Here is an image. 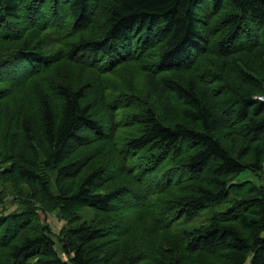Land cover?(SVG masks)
Returning <instances> with one entry per match:
<instances>
[{
  "label": "trees",
  "instance_id": "obj_1",
  "mask_svg": "<svg viewBox=\"0 0 264 264\" xmlns=\"http://www.w3.org/2000/svg\"><path fill=\"white\" fill-rule=\"evenodd\" d=\"M126 63L140 95L103 83ZM37 81L36 108L0 106V184L26 204L0 189V264H264V181L235 183L264 175V0H0V99Z\"/></svg>",
  "mask_w": 264,
  "mask_h": 264
},
{
  "label": "rangeland",
  "instance_id": "obj_2",
  "mask_svg": "<svg viewBox=\"0 0 264 264\" xmlns=\"http://www.w3.org/2000/svg\"><path fill=\"white\" fill-rule=\"evenodd\" d=\"M65 66H66L65 64H60L57 67L58 73H60L61 68L65 67ZM123 73L130 74L132 82L134 83V89H135L136 94L137 95L142 94L146 88V76L144 74V71L138 65H135L134 63H126V64L122 65L121 67H119L117 73L112 74L113 76H111L110 74L104 76L105 78H103V83L107 84V83H111L113 81L116 84L117 83L121 84L120 75ZM55 77L56 76H54V75L49 76L48 78H44L41 81H44V82L49 81L50 82L49 84H51L56 79H58V78L55 79ZM79 77H82V76L79 75ZM84 78L87 79V77H84ZM31 83L32 84H31L30 88L28 87L26 89L25 87H22L21 89H18V91H15V92H12V91H14V89H7L5 86H2V88L6 89L5 96L0 99L2 101L0 106L2 107L4 113H6L7 115H11L12 112H16L18 110V108L21 105L23 106L24 104H25L24 107L25 108L27 107V109L36 108L37 102L39 101L38 96L42 90V85L38 81H37V83H33V82H31ZM119 86L117 88H119ZM108 90H112L111 87H109ZM131 131H132V129L129 131L123 130V131H120L118 133L119 134L121 133V135H127ZM115 167L116 166L113 165V166L109 167L108 169L110 172H113ZM117 168H118V164H117ZM243 180H251L254 182V184L256 186L259 187V186H262V184H263L264 175H262L261 173L254 174V173H249L248 171H244L235 179V183L241 182ZM116 182H117V179H116ZM0 189L3 192L5 199L7 198L3 210H4L5 214H8L9 212H12L17 207L16 204H19V202L17 200L11 199V196L8 194V190L5 186L0 184ZM178 193L179 192H177V191L171 192V196L176 195ZM23 204H25V203H23ZM23 204L22 203L19 204L20 207H22ZM25 205H23V206H25ZM219 211H220V207L204 210V211H202L203 214L199 215V217H196L192 222L187 223V222L181 221L180 226H179V228L176 229V231L179 232L181 229H189V228H192L194 226L199 227L200 225L208 222V218L210 216H212V214L218 213ZM127 213L128 214H125L124 216H122L125 219H122L120 221V223L127 225V222H131L130 219L126 218V217L131 216V214H129L130 211ZM56 215L57 214L55 211L47 213V222H49V225H50V227H51V229L55 235L58 234V232L62 226V222L57 220L58 218ZM45 221H46V219H45ZM145 229L147 230V232H149L151 234V236H150L151 242H153L155 239H158L159 243L165 244V241L170 238L169 234L164 233V232H159V231L153 229L151 227V225L149 224V221H147V220H144L143 222H141L140 226L136 229L135 232H137L138 234H141ZM122 231H123V226H122V229L120 230V233ZM55 241L57 242L56 239H55ZM125 246H126L125 243H123L122 248L124 249ZM56 249L58 252L60 251L58 244L56 245ZM120 253H122V250ZM206 262H207V258L204 255L200 254L199 258L197 260H195L194 263L186 262L185 264H205Z\"/></svg>",
  "mask_w": 264,
  "mask_h": 264
},
{
  "label": "water",
  "instance_id": "obj_3",
  "mask_svg": "<svg viewBox=\"0 0 264 264\" xmlns=\"http://www.w3.org/2000/svg\"><path fill=\"white\" fill-rule=\"evenodd\" d=\"M38 215L40 217L41 224H44L45 223V216L40 211H38Z\"/></svg>",
  "mask_w": 264,
  "mask_h": 264
},
{
  "label": "built area",
  "instance_id": "obj_4",
  "mask_svg": "<svg viewBox=\"0 0 264 264\" xmlns=\"http://www.w3.org/2000/svg\"><path fill=\"white\" fill-rule=\"evenodd\" d=\"M257 99L263 101L264 97H262V96L261 97H257Z\"/></svg>",
  "mask_w": 264,
  "mask_h": 264
},
{
  "label": "bare ground",
  "instance_id": "obj_5",
  "mask_svg": "<svg viewBox=\"0 0 264 264\" xmlns=\"http://www.w3.org/2000/svg\"><path fill=\"white\" fill-rule=\"evenodd\" d=\"M77 39V38H76ZM75 42H77L76 40H75Z\"/></svg>",
  "mask_w": 264,
  "mask_h": 264
}]
</instances>
